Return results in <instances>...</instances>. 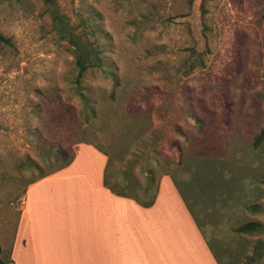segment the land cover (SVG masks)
<instances>
[{
    "label": "rangeland",
    "instance_id": "rangeland-1",
    "mask_svg": "<svg viewBox=\"0 0 264 264\" xmlns=\"http://www.w3.org/2000/svg\"><path fill=\"white\" fill-rule=\"evenodd\" d=\"M56 1L77 32L94 31L121 87L108 101L110 83L99 72L87 75L89 89L101 88L93 96L107 101L98 99V119L79 121L78 128L68 113L79 109L68 85L71 49L53 32L44 4L0 0V33L12 42L0 49V264L12 262L20 220L37 222L29 163L46 168L41 148L58 145L74 154L75 145H90L122 172L132 154L151 155L156 143L161 157L174 159L171 144L184 147L185 137L211 153L220 179L213 181L202 161L201 178L192 173L193 161L188 171L170 167V177L219 263L247 264L261 236L233 230L264 226V139L252 147L264 124V0ZM193 49L203 66L185 75ZM38 92L48 97L44 112ZM131 99L151 122L135 142L139 126L125 135L123 122L107 114L120 113ZM194 118L203 120L198 143ZM141 165L133 173L143 186Z\"/></svg>",
    "mask_w": 264,
    "mask_h": 264
},
{
    "label": "crops",
    "instance_id": "crops-1",
    "mask_svg": "<svg viewBox=\"0 0 264 264\" xmlns=\"http://www.w3.org/2000/svg\"><path fill=\"white\" fill-rule=\"evenodd\" d=\"M91 147L29 187L37 222L20 220L11 264H220L169 175L143 207L104 185L107 156Z\"/></svg>",
    "mask_w": 264,
    "mask_h": 264
},
{
    "label": "trees",
    "instance_id": "trees-1",
    "mask_svg": "<svg viewBox=\"0 0 264 264\" xmlns=\"http://www.w3.org/2000/svg\"><path fill=\"white\" fill-rule=\"evenodd\" d=\"M46 8L52 26V30L57 36L58 40L63 41L71 49V54L74 60V69L72 72V78L68 81V85H71L70 89L72 95L78 101L79 109L76 111L74 106L70 108L71 112H68L73 122L78 128H82L83 123H87L90 120L98 119L101 112L98 109V99L100 101H107L106 97L99 95L98 98L94 97V92L100 91L101 88H96V91H92L84 84V79L90 73L99 72L103 79L107 80L111 85V92L108 101H116V91L120 86L118 76L114 73L113 66L107 64L104 60L103 53L106 50H102L98 37H95V33L82 29L77 32V27H73L70 24V20L66 14L60 11L56 0H41ZM90 29V28H88ZM12 48L11 39L3 36L0 33V49ZM184 74L188 75L195 69L203 66V59L201 52H197L195 49L191 50L189 57L185 60ZM98 93V92H97ZM40 96L41 106L40 112H44V105L48 100V97L38 92ZM42 95V97H41ZM135 103L131 99L127 107L122 108L121 112L115 110L107 113L114 119H120L123 123V132L125 135H131L132 125H138L140 134L135 136L134 142L140 140L143 135L141 133L148 134V130L151 127L150 117L144 112L135 111ZM122 107V106H121ZM100 112V113H99ZM195 125L199 128L200 135L203 127V120L200 118L193 119ZM146 127V128H145ZM126 129V130H124ZM177 132V131H175ZM127 133V134H126ZM182 136V135H181ZM203 135L198 138L197 143ZM264 139V124L260 133L254 138L253 149H257L261 141ZM155 148L151 150V155H145L143 153L132 154V160L127 161L126 167L122 172L114 171L111 168V160L107 156V166L104 174V185L107 186L112 192L122 197L133 198L137 203L143 207H149L153 204L158 179L161 175L171 176L172 168H183L189 170V161H193L194 176L201 178L202 174L199 172L198 163L202 161L205 165V170L213 172V181H219L220 177L216 173H220L217 163L213 161L211 153L204 150L201 151L198 148L204 147L201 142L197 144L190 143L189 139L185 137V146L182 147L178 142L171 144V149L174 153V159H169L164 156H160L158 150ZM97 148V147H96ZM98 149V148H97ZM128 147L126 148V150ZM41 162L46 164V168L41 167L38 163H29V171H35L36 174L29 179V184H33L65 167H67L73 160L74 154L72 150L68 151L62 146H47L41 148ZM125 152V151H124ZM123 152V153H124ZM140 161V162H139ZM142 163L141 171L144 175L145 184L142 186L137 177L133 173V170ZM114 175V176H113ZM173 179V178H172ZM234 233L239 235H260L261 239L257 240L256 246L253 248V252L246 259L247 264H260L264 259V226H258L256 224H243L233 230Z\"/></svg>",
    "mask_w": 264,
    "mask_h": 264
},
{
    "label": "bare ground",
    "instance_id": "bare-ground-1",
    "mask_svg": "<svg viewBox=\"0 0 264 264\" xmlns=\"http://www.w3.org/2000/svg\"><path fill=\"white\" fill-rule=\"evenodd\" d=\"M34 196H35L34 200L37 199L36 195H34Z\"/></svg>",
    "mask_w": 264,
    "mask_h": 264
}]
</instances>
